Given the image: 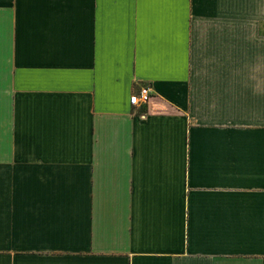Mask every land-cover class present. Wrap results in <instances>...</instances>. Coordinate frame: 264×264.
<instances>
[{
    "label": "crops",
    "instance_id": "0c3cea01",
    "mask_svg": "<svg viewBox=\"0 0 264 264\" xmlns=\"http://www.w3.org/2000/svg\"><path fill=\"white\" fill-rule=\"evenodd\" d=\"M0 264H264V0H0Z\"/></svg>",
    "mask_w": 264,
    "mask_h": 264
},
{
    "label": "built area",
    "instance_id": "2783aa9c",
    "mask_svg": "<svg viewBox=\"0 0 264 264\" xmlns=\"http://www.w3.org/2000/svg\"><path fill=\"white\" fill-rule=\"evenodd\" d=\"M150 95V88L144 87L142 88L140 93H133L131 96V103L134 105H138L142 101H146Z\"/></svg>",
    "mask_w": 264,
    "mask_h": 264
}]
</instances>
